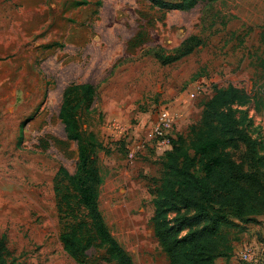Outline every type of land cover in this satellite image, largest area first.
Wrapping results in <instances>:
<instances>
[{
  "label": "rangeland",
  "instance_id": "374dc122",
  "mask_svg": "<svg viewBox=\"0 0 264 264\" xmlns=\"http://www.w3.org/2000/svg\"><path fill=\"white\" fill-rule=\"evenodd\" d=\"M242 9L251 0L205 2L189 12L148 0H0V238L11 262L77 264L60 241L54 187L62 167L75 172L79 149L59 115L69 85L92 84L97 97L80 110L78 124L106 147L105 221L134 264H170L153 222L166 154L160 162L147 145L129 160L128 151L182 96L200 94L182 130L188 136L216 90L234 86L248 98L234 108L247 114V131L264 153L263 39L234 28L233 13ZM190 36L203 44L164 63ZM183 215L192 221L193 211L165 217L180 238L191 231ZM88 253L87 264H109L104 251Z\"/></svg>",
  "mask_w": 264,
  "mask_h": 264
},
{
  "label": "trees",
  "instance_id": "16d2710c",
  "mask_svg": "<svg viewBox=\"0 0 264 264\" xmlns=\"http://www.w3.org/2000/svg\"><path fill=\"white\" fill-rule=\"evenodd\" d=\"M148 1L162 10L189 12L200 3L221 0ZM262 39L264 46V34ZM202 44L201 39L190 36L174 55L164 57V63L176 62ZM96 97L97 88L92 84H71L63 94L59 116L67 138L77 143L79 158L74 173L62 167L55 180L63 227L60 241L77 264H87L92 249L104 251L109 264H134L112 235L100 209L105 182L100 153L106 152V147L94 133H83L78 124L80 110ZM246 99L247 95L234 86L217 89L205 104L200 124L192 126L188 136L171 139L153 217L155 235L170 264H216L217 259L232 255L234 242L244 230L233 218L246 224L264 216V153L247 131V114L234 108ZM183 211H193V215L191 222L183 215L191 231L180 238L165 217L170 212L182 215ZM8 256L3 236L0 264H15Z\"/></svg>",
  "mask_w": 264,
  "mask_h": 264
},
{
  "label": "crops",
  "instance_id": "0c3cea01",
  "mask_svg": "<svg viewBox=\"0 0 264 264\" xmlns=\"http://www.w3.org/2000/svg\"><path fill=\"white\" fill-rule=\"evenodd\" d=\"M239 11V14L235 12L233 13L237 16L234 28L240 31L251 29V35H254L253 31H255V35L260 34L262 37L264 34V0H255V2L251 0V9H242ZM258 44L263 45L261 39ZM199 95L200 94L191 93L190 95H186L187 99L182 96L179 105H175L170 107V109L165 110L176 119L174 138L177 135L182 134V130H184L185 126L190 125L193 122L198 111L195 110V106H197ZM146 134L147 132L143 131L141 134L137 135V137L140 135L145 136ZM147 145H151V147L154 148L155 157H159L158 159L160 162L163 161L161 156L165 155L171 149V146L158 148L153 144L147 143L146 147ZM233 221L242 226L244 230L238 234V239L234 242V251L232 255L219 258L216 261V264H251L244 263L240 259L241 253L247 249L254 250L255 261L253 264H264V216H259L255 222L246 224L235 218H233Z\"/></svg>",
  "mask_w": 264,
  "mask_h": 264
},
{
  "label": "built area",
  "instance_id": "2783aa9c",
  "mask_svg": "<svg viewBox=\"0 0 264 264\" xmlns=\"http://www.w3.org/2000/svg\"><path fill=\"white\" fill-rule=\"evenodd\" d=\"M176 119L169 112L163 110L155 121L150 124L149 131L145 136L136 137L132 148L128 151L129 160L137 158L139 153L146 148L148 141H154L158 147L171 146V139L174 138ZM241 261L253 264L255 261L254 250H245L240 255Z\"/></svg>",
  "mask_w": 264,
  "mask_h": 264
}]
</instances>
